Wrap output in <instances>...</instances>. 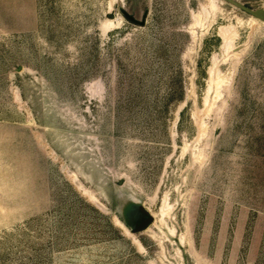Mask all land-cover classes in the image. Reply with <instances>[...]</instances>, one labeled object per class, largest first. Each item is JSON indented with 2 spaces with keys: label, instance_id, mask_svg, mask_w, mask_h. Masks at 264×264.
I'll list each match as a JSON object with an SVG mask.
<instances>
[{
  "label": "rangeland",
  "instance_id": "374dc122",
  "mask_svg": "<svg viewBox=\"0 0 264 264\" xmlns=\"http://www.w3.org/2000/svg\"><path fill=\"white\" fill-rule=\"evenodd\" d=\"M256 10L0 0V264H264Z\"/></svg>",
  "mask_w": 264,
  "mask_h": 264
},
{
  "label": "water",
  "instance_id": "95a60500",
  "mask_svg": "<svg viewBox=\"0 0 264 264\" xmlns=\"http://www.w3.org/2000/svg\"><path fill=\"white\" fill-rule=\"evenodd\" d=\"M250 14L264 23V11L256 10L254 12H250Z\"/></svg>",
  "mask_w": 264,
  "mask_h": 264
},
{
  "label": "bare ground",
  "instance_id": "6f19581e",
  "mask_svg": "<svg viewBox=\"0 0 264 264\" xmlns=\"http://www.w3.org/2000/svg\"><path fill=\"white\" fill-rule=\"evenodd\" d=\"M262 11H264V10H262ZM253 12H254V11H253ZM258 21H260V20H259V19H256V18L254 19V22H257V23H258ZM261 22H262V21H261ZM218 35H219L220 37H222V35H223V28H221V30L219 31V34H218ZM224 44H225L226 47H228V44H229V43H228V42H225ZM227 49H228V48H227ZM227 49H226V50H227Z\"/></svg>",
  "mask_w": 264,
  "mask_h": 264
}]
</instances>
